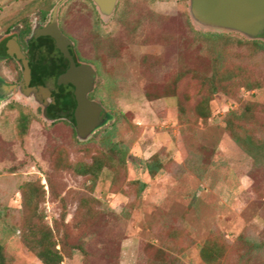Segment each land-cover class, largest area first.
<instances>
[{
	"label": "rangeland",
	"instance_id": "rangeland-1",
	"mask_svg": "<svg viewBox=\"0 0 264 264\" xmlns=\"http://www.w3.org/2000/svg\"><path fill=\"white\" fill-rule=\"evenodd\" d=\"M128 1L146 7L153 21L142 18L130 37L122 30L106 36L121 45L119 57H105L106 48L81 51L97 75L90 99L107 115L88 140L74 138L64 118L47 120L32 99L0 102V246L7 264H42L23 243L29 188L45 193L37 214L53 232L61 264H209L201 251L211 244L219 255L210 264H264V254L248 245L264 242V167L237 146L226 122L229 113L248 110L233 131L264 141V53L250 57L254 41L196 25L189 0ZM217 35L228 43L224 65L242 80L260 79V89L235 80L228 94L209 92L207 46ZM203 101L207 121L199 116ZM108 139L124 159L112 158L96 180L66 166L109 155ZM151 162L159 167L154 176L146 170Z\"/></svg>",
	"mask_w": 264,
	"mask_h": 264
},
{
	"label": "flooded vegetation",
	"instance_id": "flooded-vegetation-1",
	"mask_svg": "<svg viewBox=\"0 0 264 264\" xmlns=\"http://www.w3.org/2000/svg\"><path fill=\"white\" fill-rule=\"evenodd\" d=\"M80 10L83 17L77 20ZM151 17L146 7L128 0H118L108 14L101 12L92 0H0V102L30 96L38 101L35 103L43 114L47 111L45 118L53 121L48 110L56 105L60 88L73 95L71 85H58V78L67 72L70 61L49 35L54 18L64 39L63 47L76 66H90L81 56L85 45L102 52L110 40L106 36L114 37L121 30L135 35L141 26L139 19L148 22Z\"/></svg>",
	"mask_w": 264,
	"mask_h": 264
},
{
	"label": "trees",
	"instance_id": "trees-1",
	"mask_svg": "<svg viewBox=\"0 0 264 264\" xmlns=\"http://www.w3.org/2000/svg\"><path fill=\"white\" fill-rule=\"evenodd\" d=\"M141 19H139V24H141ZM150 21H153V17L150 18ZM190 27V25H188ZM127 36H131L129 33H125ZM220 43L223 45L221 46ZM251 49L249 50V56L254 57L264 53V43L259 41L248 42ZM227 39L223 35H217L215 38L209 41V45L207 46L212 59V76L209 77L208 83L210 84L209 92L212 95L215 94H228V90L231 87H234L237 83L240 85V88H245L246 90H256L262 87V81L257 79L255 81H245L242 80V73H234L233 69H229L226 67L225 58L222 53L224 47L227 46ZM116 40H108L106 44V56L119 57L120 50ZM97 53L98 50L95 49ZM98 54V53H97ZM101 54V53H99ZM104 58V57H103ZM222 70L225 72H222ZM235 80L239 82L235 83ZM179 78L174 81L173 84H170V97H174L176 95V88L178 85ZM248 82V83H247ZM235 83V85H234ZM60 93L57 96L56 105L52 106L48 110V117L53 120V122L61 121L62 118L65 119L67 124L73 129V136L76 138L75 131V121H74V110H75V99L72 93H65L64 87L60 88ZM207 100V99H206ZM200 108L199 116L203 121H207L209 118V109H208V101L201 102V105L198 106ZM248 112L244 109L241 112L240 116H237L236 113H229L226 118L227 122V130L231 135L232 140L240 147L252 160L256 165L264 167V141L258 140L254 136H251L247 133L233 131L236 121H243L244 116ZM30 120L28 117H24L22 122L20 123V128L22 131L26 132V129L29 127ZM110 142V139L107 140ZM122 150H118V146L116 144H112L110 142L109 155L106 153L99 154L94 157L92 163H78L76 165H66L68 167H72L73 171L76 175L81 177H88L89 179L96 180L104 168V166L110 163L115 156L120 155L121 160L123 161L124 155H122ZM116 154V155H115ZM157 163V162H156ZM154 162L147 163L146 170L149 175L154 176L159 167ZM144 188L142 185L141 190ZM23 195L26 200V211L29 215V219L24 225L21 227V231L23 233V243L25 246L34 253L37 258L40 260L42 264H61L63 261V255L61 251L56 250L57 243L53 240V232L52 230L44 224L43 217L37 214V207L39 202L43 201L45 193L41 189V193L39 190L35 188L23 189ZM84 202L80 205L83 206ZM65 215L63 214V218ZM64 241H67L66 237ZM66 243H62V250H64ZM250 250L252 252H257L258 254H264V242H249ZM75 249L82 250L80 247H75ZM219 250L213 245H207L201 251L202 259L207 263L215 262L218 259ZM0 264H7L6 257L3 253V248L0 246Z\"/></svg>",
	"mask_w": 264,
	"mask_h": 264
},
{
	"label": "water",
	"instance_id": "water-1",
	"mask_svg": "<svg viewBox=\"0 0 264 264\" xmlns=\"http://www.w3.org/2000/svg\"><path fill=\"white\" fill-rule=\"evenodd\" d=\"M66 0H63V2ZM101 12L111 13L118 0H92ZM189 13L193 22L206 29L241 34L248 40H264V0H189ZM57 10H55L56 13ZM55 25L49 35L56 42L59 50L70 61L67 72L58 78L59 86L71 85L75 99V131L80 141H86L103 124L107 115L103 108L89 99L93 92L97 75L88 65L76 66L72 57L63 47L64 39ZM46 96L49 92L40 89ZM28 99L34 100L27 96ZM38 103V101H35ZM47 111H44L46 117Z\"/></svg>",
	"mask_w": 264,
	"mask_h": 264
}]
</instances>
